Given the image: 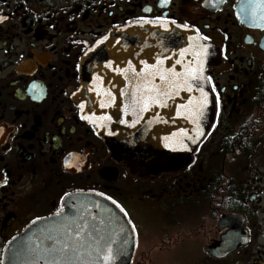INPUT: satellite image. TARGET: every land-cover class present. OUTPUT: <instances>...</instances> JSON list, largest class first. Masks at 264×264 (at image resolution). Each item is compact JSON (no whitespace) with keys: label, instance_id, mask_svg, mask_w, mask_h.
Masks as SVG:
<instances>
[{"label":"flooded vegetation","instance_id":"flooded-vegetation-1","mask_svg":"<svg viewBox=\"0 0 264 264\" xmlns=\"http://www.w3.org/2000/svg\"><path fill=\"white\" fill-rule=\"evenodd\" d=\"M0 16L2 264L14 238L75 194L120 210L133 234L130 264H264V0H0ZM185 24L209 47L211 108L187 161L159 172L151 157L113 154L82 118L83 60L125 26ZM134 72L124 97L149 134L141 107L152 105L157 77L142 63Z\"/></svg>","mask_w":264,"mask_h":264},{"label":"water","instance_id":"water-1","mask_svg":"<svg viewBox=\"0 0 264 264\" xmlns=\"http://www.w3.org/2000/svg\"><path fill=\"white\" fill-rule=\"evenodd\" d=\"M202 49L206 53L200 57L205 75L209 47L184 27L128 25L109 33L93 46L83 60V70L89 72L86 76L91 77V81L82 84L81 104L99 134L108 138L106 145L113 154L125 152L131 158L151 157L154 159L152 165L159 172L187 161L184 153H191L202 138L206 113L211 108V95L205 81L193 84L192 91L181 85L175 92L168 91L161 102L143 104L141 117L150 128L149 134L143 124L141 128L136 126L135 108L127 107L129 98L124 97L127 89L123 87L124 80L134 83V68L139 63L144 68L152 63L183 73L197 60L194 53ZM181 50H185L183 57ZM135 54L142 55L137 58ZM158 61H163L162 65H158ZM124 64L130 70L117 71ZM153 76L157 77L158 89L163 90L164 82L158 75ZM126 222L120 210L107 200L95 194H75L65 200L61 213L33 223L14 238L3 262L29 264L28 261L34 260L39 264L41 257L55 251H43L38 247L63 248L67 243L69 248L61 250V264H104L109 248L112 259L107 264H130L133 234ZM71 253L77 255L76 263L69 261Z\"/></svg>","mask_w":264,"mask_h":264},{"label":"snow or ice","instance_id":"snow-or-ice-1","mask_svg":"<svg viewBox=\"0 0 264 264\" xmlns=\"http://www.w3.org/2000/svg\"><path fill=\"white\" fill-rule=\"evenodd\" d=\"M163 2L164 0H162V3ZM6 18L7 17L5 16H0V20L6 19ZM148 22L151 23L152 21H148ZM156 22H162L161 18L157 17ZM172 23H175V21H173ZM183 27H188V25L185 24L183 25ZM202 38L205 40L208 39L207 37H202ZM97 43H100V41H97ZM194 54L197 56V60L194 61L191 65H189L183 73H177L172 69H162L160 67L153 66V65L146 66L149 69V75H152L153 70H154L155 75H158L160 80L163 81L164 84L166 85V87L163 90H160V89L154 90L155 96L150 97L153 103L161 102L167 95L168 91L175 92L178 86L183 85L184 87L187 88L188 91H192L193 84H197L200 81L207 82L211 80V77H206L204 75L202 60L200 59L201 55L206 54V53H204L202 49L201 52H196ZM180 55L181 57H183L185 55V50H181ZM162 63L163 61L157 62L158 65H162ZM177 63H180V61L178 60ZM117 71H120V69H117ZM152 91H153L152 89H149V92H152ZM200 91L203 93V88H201ZM204 97L206 100V94H204ZM81 108H83V105H81ZM82 118L88 119V117L86 116ZM105 119H110V117H106ZM195 142H196L195 139H193V143ZM72 155H73L72 153H69V157H71ZM65 166L66 167L71 166L68 160H65ZM3 182L7 183L6 178L3 179ZM65 195L67 196L68 194L65 193ZM101 195H103V193H101ZM109 199H111V197H109ZM77 235H79V232H77ZM63 248L68 249L69 245L65 243L63 245ZM53 251L59 252V254L61 255L63 254L62 251L57 250V249H53ZM110 259H112L111 248L108 249L107 254L104 256V264H107V262ZM0 264H2V262H0ZM53 264H55V262H53Z\"/></svg>","mask_w":264,"mask_h":264}]
</instances>
